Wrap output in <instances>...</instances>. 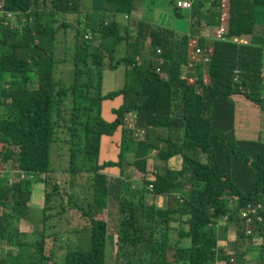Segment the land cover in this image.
<instances>
[{"label": "trees", "instance_id": "1", "mask_svg": "<svg viewBox=\"0 0 264 264\" xmlns=\"http://www.w3.org/2000/svg\"><path fill=\"white\" fill-rule=\"evenodd\" d=\"M101 3V10L84 15L80 0H0V81L11 78L0 89V170L11 162V169L44 186L42 222L35 228L27 218L31 181L18 172L11 184L8 174L0 176V264H106L108 226L96 218V209L113 198L119 201L116 264H214L224 253L218 248L220 222L224 229L233 226L237 238H252L241 216L249 203L263 208L262 221L253 227L261 244L247 249L262 254L264 131L237 134L235 101L243 96L242 104H257L264 112V0H229L222 23V15L211 16L215 7L222 11V0H193L185 9L190 23L183 35L133 20L138 0ZM118 15L128 16L136 35L128 27L121 31ZM211 19L221 33L205 38L201 31ZM68 28L74 44L56 56L57 34ZM121 44L125 54L116 58ZM120 66L122 88L103 95V72ZM116 96L122 104L113 110L115 120L106 122L101 103ZM128 114L135 117L132 127L125 122ZM138 128L142 140L135 138ZM118 130L117 161L100 162L101 137ZM64 149L68 173L84 174L89 182L91 194L79 201L50 175L53 153ZM152 151L164 163L179 160V169L167 167L149 178ZM124 162L137 172V183L124 173ZM110 168H118V177L105 173ZM70 202L77 214L71 222L61 218ZM63 221L85 235L83 249L69 247L76 238L59 228ZM22 222L29 234L20 231ZM63 232L65 250L55 261L57 233ZM228 246L236 253L224 259L234 256L235 264H243L236 242Z\"/></svg>", "mask_w": 264, "mask_h": 264}, {"label": "rangeland", "instance_id": "2", "mask_svg": "<svg viewBox=\"0 0 264 264\" xmlns=\"http://www.w3.org/2000/svg\"><path fill=\"white\" fill-rule=\"evenodd\" d=\"M172 0H165V2L167 3V10L166 12H168L169 14L173 15L175 14L174 12V7H172V4L170 3ZM205 1V0H204ZM153 6L156 8L162 7L163 2L162 0H153ZM175 2V0H174ZM228 6H229V0H225L223 2L222 0V11L220 10V8L215 7L213 8V10L211 11V16H214L216 14L222 15L220 17V22L222 23V18H223V14H227L228 11ZM102 9V8H101ZM100 9V10H101ZM182 14H189V11H182ZM188 17V22H189V15ZM67 22L68 23H73L74 19H76V16L74 15V19L72 16H68L66 17ZM21 21H24L21 20ZM142 22L147 21V19L145 18L144 21L141 20ZM226 21V17L224 18V22ZM146 23V22H145ZM185 23V20L183 19H179L178 24L181 25ZM72 25V24H71ZM76 25V24H74ZM210 27H212V19L211 22L209 24ZM207 28V29H208ZM220 30L219 28L216 30V32L214 33L213 36L211 37H216L218 34H220ZM148 34V33H147ZM146 34V35H147ZM209 34H206V37ZM75 41V34H74V30H72V28H68L66 30H63L62 33L57 34L56 37V47L54 50V54L56 56H62L63 52L67 50L68 53V49L70 45H73ZM116 50V49H115ZM157 53V52H156ZM68 56V54H67ZM65 65H69V63H66ZM187 73H189L188 78H192V73H193V68L187 66ZM121 71V70H119ZM159 71V70H158ZM157 71V72H158ZM234 74V73H233ZM263 76H264V66H263ZM113 78L110 77L108 79H106L105 77V87L104 86V73H103V77H102V82H101V93L103 94L104 89L107 90L108 89V82L109 80ZM11 78L8 75V78H5L4 80L0 81V89L2 87H8V84L10 83ZM189 82V81H188ZM238 100L235 101L236 105H237V116H236V121H237V134L240 136H255L256 131L261 130V134H263L264 131V112H262V108H260L257 104L253 105L252 103L248 102L247 105L242 104V102H244L245 97L243 96H238ZM113 99H106L104 102H109L112 101ZM247 101V100H246ZM101 104V116L103 118V120H105L106 122H109L110 120L106 117V114L104 113V107H103V103ZM116 108V107H115ZM119 108V107H118ZM117 108V109H118ZM113 107L111 108V114L113 115ZM261 109V110H260ZM260 118V120H259ZM134 114H128L126 116V125L129 127H132L134 125ZM144 130H142L141 128H138L135 131V138L136 139H143L144 136ZM103 146V143H102ZM101 146V148H102ZM66 152L65 149L58 151L56 150L53 155H52V163H51V168L53 169V172L50 174L51 178L53 179V181L60 187L61 189H66L69 190L70 193L72 194L74 192V197L78 198H82L84 194L86 195H90L91 193L89 192V186L86 185L89 182L87 181V177L86 175L82 174V175H78L75 177H72L71 174L68 173V163H67V157L65 156ZM101 160L102 157L100 156ZM99 158V161H100ZM118 159V155L115 161H117ZM201 159L204 161L205 157L201 156ZM101 162V161H100ZM9 165L11 164V162L8 163ZM128 163L124 162V167H125V174L128 175L129 179L133 180V182L137 183L136 181H138L137 178H139L137 176V178H133L136 177L137 172L134 171L131 167L127 166ZM179 164L180 161L177 159H173V161H169L167 163H164L162 161H159L156 158L155 152L152 151L149 155V161L147 163V169L149 172V178H153V175L156 174H162L165 169L167 167L171 168V169H179ZM13 173H16L17 170L13 169ZM118 170V168H117ZM117 170H111V169H106L105 173L111 178L114 177V175L117 174ZM12 174V173H11ZM4 175V174H3ZM1 175V176H3ZM11 175H9V184L11 183ZM118 177V176H117ZM41 179H43V176H40ZM140 179V178H139ZM69 180H71V185L69 184ZM29 181H31L32 185L30 186L31 188V195H30V199H29V203L28 205L30 206L31 210L29 211V215H28V220L30 223H33L34 227H40L41 222H42V204H43V193H44V186L42 185V183L38 182L35 180V178L33 177V179H30ZM135 184H133L134 186ZM133 186H131V188H133ZM149 197V196H148ZM65 202H68V200L66 198H64ZM152 200L149 199V202H151ZM165 202L166 199H164L163 203L161 200V205L162 207L165 206ZM118 204L119 201L118 199H110L109 201L106 202V206L104 208H97L96 209V218L98 219H102L105 220L107 222V226H108V235H107V239H108V251H107V259H106V264H116V256H117V251H116V238H117V222H118ZM73 203L70 202L68 203V207L66 209H64L66 211L65 213H62L61 218H65L66 219V215L69 216V222L73 221L74 219L76 220L77 214L75 211V208L72 207ZM56 208H59V204L56 205ZM58 219V218H57ZM54 219H52L53 221ZM66 221L60 222L59 228L62 231H65L66 229H68L69 233H71V237H75L76 240L74 241V243H70L69 242V247L73 248L77 247V248H84V246H79V244H84V242H82L81 240L85 239V235H83V237L81 238L78 232H75L72 228L70 223L67 224L65 223ZM68 222V221H67ZM50 224V222H49ZM19 229L22 232H28V228L27 225L22 222L19 225ZM219 226L221 228H217V236L219 238V249L222 250V254H219V259H217L216 261L222 260L225 264H235L236 263V257H232L231 258V262L229 261L230 258L228 259H224V255L225 254H231L233 255L234 251H232L233 249L230 248V246H228L229 243L232 242H236V250L237 253H242L244 252V257L245 259H239V260H243V264H264V250L261 254V252L257 249L252 250V249H247V246H251L254 248H258L261 244V241L256 238L254 235L256 233V231L252 230L251 233V239H239L236 237V231L233 228V226H227L226 229H224L225 223L224 222H220ZM67 232V233H68ZM29 234V232H28ZM60 234L59 237V248L56 251V258L55 261L59 260L61 258V256L63 255V252L65 250L64 247V242L62 241H67L66 239V233L63 232L62 233H57ZM79 237V238H78ZM230 256V255H227ZM215 263V262H214Z\"/></svg>", "mask_w": 264, "mask_h": 264}, {"label": "crops", "instance_id": "3", "mask_svg": "<svg viewBox=\"0 0 264 264\" xmlns=\"http://www.w3.org/2000/svg\"><path fill=\"white\" fill-rule=\"evenodd\" d=\"M162 2H163L162 7L156 8L153 6L155 3L154 4L153 2L150 3L149 0H138L137 8L135 9L132 15L133 20H143L144 21V19L146 18L147 21H144L146 22L144 25L145 27H147V24H152L155 26H159L162 28L172 30L180 35L188 34L190 20L188 22L187 16L189 14H182V11H188V10L178 9L175 5L174 0H172L170 3L172 4V7H174L175 14L171 15L168 12H166L167 3L165 2V0H162ZM101 6H102L101 0H80V11L84 15L85 13H89L93 10L101 9ZM64 19L65 17H63L62 21ZM179 19L185 20V23L179 25L178 24ZM115 21L119 24L121 31L128 27L129 31L131 32L133 36L136 35V33L138 32V29H136L134 25L133 27L131 26L129 27L128 16L118 15L115 17ZM207 28L208 27L205 26L201 31V36L205 38H206L207 33L209 34L208 35L209 37L213 36L219 27H210L208 29ZM59 33H62V31L59 30ZM148 41L149 39L146 37V44ZM124 54H125V44H121L116 48L115 56L116 58H120ZM144 57H146V55ZM103 73H104V86L103 87H105V77L106 79L113 77L109 80L108 89L107 90L104 89L103 95L109 94L113 91H116L122 88L123 83H124V67L120 66L116 70H113V71L106 70ZM122 101L123 100L121 96H116L113 98L112 101L103 103L104 113L106 114V117L110 120L109 122H113L115 120V115L111 114V108L113 107L114 109H117L122 104ZM120 141H121V135H120L119 130L113 133V135L111 136L101 137L99 158L101 156L102 159H104V160H101L100 158L101 162L116 160L117 155L120 150ZM102 143H103V146H102ZM110 169L117 170V168H110ZM118 173L119 171L117 170V174L114 175V177L111 176V178L117 177Z\"/></svg>", "mask_w": 264, "mask_h": 264}, {"label": "built area", "instance_id": "4", "mask_svg": "<svg viewBox=\"0 0 264 264\" xmlns=\"http://www.w3.org/2000/svg\"><path fill=\"white\" fill-rule=\"evenodd\" d=\"M192 1L193 0H176L175 5L178 9H181V10L190 9L191 5H192ZM11 17H12L11 14L7 15V18H11ZM84 38L89 39V37L87 35L84 36ZM196 52L198 53L199 50H197ZM157 53L159 54L160 50L157 49ZM206 61H207V59H205L204 62H206ZM189 67H192V65L189 64ZM157 71H158V69H157ZM238 74H239L238 71L234 72V74H233V80L234 81H237ZM17 172L19 173L20 178L23 180H30V179H33V177H34L33 175H28V174H26L20 170H17ZM11 173L13 174V170L11 169L9 164H6L3 167V169L0 170V176L3 174L12 175ZM262 208L263 207L261 204L249 203L245 206L244 210L242 211L241 216L246 219V231H245L246 235H251L253 227H256L257 222L262 221V218L260 215V211L262 210ZM252 218L255 221V224H252ZM250 224H252V225H250ZM214 264H225V263L222 260H219V261H215Z\"/></svg>", "mask_w": 264, "mask_h": 264}]
</instances>
